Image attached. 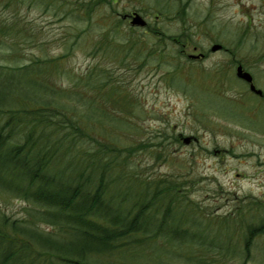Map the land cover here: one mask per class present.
<instances>
[{
    "label": "trees",
    "instance_id": "trees-1",
    "mask_svg": "<svg viewBox=\"0 0 264 264\" xmlns=\"http://www.w3.org/2000/svg\"><path fill=\"white\" fill-rule=\"evenodd\" d=\"M104 2L67 7L69 14L88 19ZM125 19L113 22L111 31L120 33ZM153 33L166 36L157 29ZM182 36L170 37L179 42ZM126 42L128 51L144 47L131 34ZM148 50L151 54L157 47ZM60 58L0 62V202H24V212L17 215L0 205V264H151L148 258L159 241L167 259L252 260L257 239L264 236L263 200L241 202L218 215L189 196L197 178L146 172L140 152L166 157L169 143L179 138L165 129L129 144L119 137L101 139L107 118L111 125L122 124L121 116L110 114L94 95L109 83L106 71L99 67L105 76L92 69L75 76L66 70L73 85L63 87L51 81L63 70ZM111 92L117 93L104 91L105 102ZM126 126L117 129L136 133L137 126ZM207 251L215 255L209 259Z\"/></svg>",
    "mask_w": 264,
    "mask_h": 264
},
{
    "label": "rangeland",
    "instance_id": "rangeland-1",
    "mask_svg": "<svg viewBox=\"0 0 264 264\" xmlns=\"http://www.w3.org/2000/svg\"><path fill=\"white\" fill-rule=\"evenodd\" d=\"M83 1L89 0H68L67 6ZM104 1L87 19L69 14L57 1L0 0V62L60 56L63 70L52 74L51 81L63 87L73 85L66 70L80 76L92 69L105 76L99 72L103 68L109 83L94 95L110 114L121 116L122 124L111 125L107 118L101 139L119 137L129 144L166 129L180 141L169 143L166 157L140 152L146 172L197 178L189 196L218 215L251 199L264 202V95L236 75V65L243 64L264 94V0ZM135 11L146 25L131 24ZM121 17L126 18L121 32L111 31ZM153 29L166 36L158 38ZM130 34L144 47L128 51ZM171 35H183V41ZM214 43L225 49L212 51ZM155 46L150 54L148 48ZM204 51L209 52L204 60L189 56ZM111 89L117 93L112 91L105 102L104 91ZM130 123L137 126L136 133L117 129ZM0 205L12 214L24 212V202L17 198ZM153 252L151 264H195L184 256L167 259L161 241ZM213 255L207 251L209 259ZM246 264H264V236Z\"/></svg>",
    "mask_w": 264,
    "mask_h": 264
},
{
    "label": "water",
    "instance_id": "water-1",
    "mask_svg": "<svg viewBox=\"0 0 264 264\" xmlns=\"http://www.w3.org/2000/svg\"><path fill=\"white\" fill-rule=\"evenodd\" d=\"M130 16L132 17L130 22L131 24H134V25H140V26H144L147 24V21L146 19L141 16V14L137 11H135L134 13L130 14ZM126 17V16H124ZM223 45L221 43H214L212 46H211V50L212 51H215L217 49H220ZM200 55H204V53H199V54H190L191 57H197V56H200ZM236 75L242 79H244L245 81L249 82L250 83V88L255 91L256 93L258 94H263V90L261 88H258L254 82H253V75L252 73L245 69L243 64L241 63H238L236 65ZM184 140L186 142H188L190 140V137H185Z\"/></svg>",
    "mask_w": 264,
    "mask_h": 264
},
{
    "label": "flooded vegetation",
    "instance_id": "flooded-vegetation-1",
    "mask_svg": "<svg viewBox=\"0 0 264 264\" xmlns=\"http://www.w3.org/2000/svg\"><path fill=\"white\" fill-rule=\"evenodd\" d=\"M126 18H128V17H126ZM221 49H225V48L222 46V48H220L218 50H221ZM199 53H201V52H199ZM203 53H204V55H200V56H197V57H191L190 55L189 56L191 58H194L195 60H204V58L208 56L209 52L208 51H204Z\"/></svg>",
    "mask_w": 264,
    "mask_h": 264
}]
</instances>
